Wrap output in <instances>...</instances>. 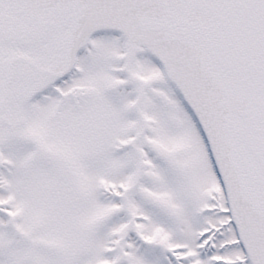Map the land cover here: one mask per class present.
<instances>
[{"label":"snow or ice","instance_id":"6c2138e0","mask_svg":"<svg viewBox=\"0 0 264 264\" xmlns=\"http://www.w3.org/2000/svg\"><path fill=\"white\" fill-rule=\"evenodd\" d=\"M0 264H264V0H0Z\"/></svg>","mask_w":264,"mask_h":264}]
</instances>
